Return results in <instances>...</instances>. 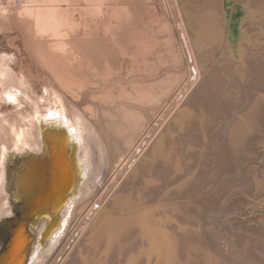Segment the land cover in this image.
Returning a JSON list of instances; mask_svg holds the SVG:
<instances>
[{
    "label": "rangeland",
    "instance_id": "obj_1",
    "mask_svg": "<svg viewBox=\"0 0 264 264\" xmlns=\"http://www.w3.org/2000/svg\"><path fill=\"white\" fill-rule=\"evenodd\" d=\"M205 1L197 0V2L203 3ZM191 2L193 0H0L1 156L19 155L28 149L22 143L16 145L13 141H7V134H11V128L17 131L18 127L26 128V124H31L34 120L33 105L38 101L40 104L47 103L54 90L60 91L72 105V115L81 114L89 120H93L103 108L111 107L114 108L112 109L114 111L129 102L132 103L140 92L150 94L153 96L152 100L159 99L155 104L156 107L158 106L156 112H149L148 130H153L158 125V116L171 104L170 113L166 114V118L168 120L172 118L179 107L177 94L181 90V86L188 82L187 89H194V86L192 87L194 80H189L194 60L188 58L189 44L186 37L183 41L181 36V30L184 28L182 27L184 11H193ZM220 2L222 10L217 5L213 9L203 7L204 9L201 11L202 13L199 12L198 17H204V21L208 22L206 30L218 39L221 48L219 47L212 56L208 55L211 52V47L207 49L208 51L200 50L198 57L202 58L205 64L208 61L206 69L210 68L211 64H214L215 67L219 66L223 62L219 59V54L225 50V42L229 41L227 46L231 52L228 53V56L233 57L232 63L236 64L234 69L232 68L235 76L230 79L231 86L227 84V81L221 80L220 87L222 89L218 88L217 93L219 95L218 102L222 106L218 107V103L215 102L216 107L213 113L204 112L207 117L199 115L196 118L197 111H192L190 116L189 113L180 116L178 112L169 124H164L163 121L161 126L158 125L160 128L156 127V132L151 135L152 139L148 138L146 144L151 145L154 137H156V141L160 140V142L152 144L154 148L146 153H143L147 146L144 145L143 150L136 154L137 157L139 155L142 157L138 158L136 172L134 171V174L131 175L129 172L132 167L123 171L122 161L130 156L134 149L131 150V145L128 146L121 141V149L118 150L119 152L117 151L118 153L114 152L112 163L106 155L103 168L105 177L102 175L101 183H93V189L90 190V195L86 198L89 203L99 200L100 204H96L89 214L90 216L88 215L85 220L86 211L79 215L78 209L86 200L80 201L79 199L77 201L65 232L57 243L48 246L47 250L43 252L42 264H53L67 242H71L72 246L65 248L70 251L74 246L75 254L78 253L77 248H80L83 260L86 262L82 263L83 260L70 255L66 264H89L91 258L88 256L94 254L95 259L102 261L103 264H205L203 243L201 246L193 245L198 241L197 237H192V235L174 237L175 228L179 224L183 228L189 229L198 227L202 237H209L213 245L210 251L214 258L219 257L222 260L220 264L223 263V260L225 261L223 264H229L220 255L222 243L224 241L230 243V240L241 243L242 235H251L247 228L256 224L257 218L264 219V194L255 195L251 190L248 191L249 187L244 181L245 178H248L247 165L250 160L241 159L232 164L231 156L226 155L227 148L231 147L232 129L229 137L224 133L226 127H224V122L229 123V118L236 114L237 120L238 115L241 114L238 104H240V99L245 98L244 95L246 96L233 84V79H236L235 82H239V84L247 85L248 70H253L252 64L255 63L254 56L264 55V0H220ZM76 5L85 11L99 14L98 20L101 21L99 23L102 27L110 24V29L113 30L109 36L101 34V39H107V41L99 39V44L109 55L106 57L109 60V66H106L107 63L106 65L103 63V72H100L98 67L95 68L92 61L89 62L90 60L87 58L85 59L88 64L85 63L84 57L80 56L74 60V75L65 72L67 60L64 58L63 42L68 40L63 38H72L73 40L70 41L77 44L78 36L74 37V34L72 37L69 36V33L73 32L66 24H59L56 16L59 12H73L75 17H80L79 12L74 11ZM215 25L223 32L216 29ZM240 29L247 38H239L238 30ZM66 33L69 35L67 36ZM228 34H230L229 37ZM102 43L106 45L103 46ZM101 46H96V50L99 48L102 50ZM235 47L238 48L235 49ZM252 52L255 54L253 55ZM225 71L229 76L228 70ZM221 76L223 74L218 77ZM250 83V88H245L252 91L253 97H255L261 90L258 89V82L255 84L250 81ZM226 88L227 96H225ZM184 95L189 98L187 92ZM142 107H144L142 111L145 110V106L142 105ZM86 134L82 145L86 149H90L92 159L96 163L94 143ZM190 134L195 136L189 138ZM191 139L195 143H191L188 151L182 152V156H178L183 175L178 178V181L171 184L172 182L169 180L173 170L170 169L172 167L167 169L162 167L159 161L160 148L162 147L163 152L166 150L164 148H167L166 151L169 153V146H166L169 140L168 142L172 146L170 159L172 157L176 159L175 151L177 149L175 146L182 140L189 142ZM263 145L264 138L255 146V149L257 148L256 150L260 152L259 156L251 160H254V165L262 167L260 176L264 179ZM185 162L188 165H185ZM236 167H238L237 171ZM207 172L216 174L212 177V184L210 181H203L205 178L202 175ZM116 173L124 175L121 176V181L114 190L112 187L109 189ZM131 176L132 178H130ZM161 176L164 180L166 179L163 184L156 181L157 177ZM144 178L150 181L149 186L145 189L153 191L161 185L159 193L148 198L143 190ZM130 179H132V183H129ZM201 180L204 185L209 187L206 191L203 188L199 189ZM80 182L83 185L88 182L87 176L82 177ZM191 187L199 190L195 196L187 194ZM116 190H118L116 196L120 198L122 207L121 210L117 209L114 212L115 215L111 217L115 221L111 226L114 229L110 231V235L105 236L100 233L103 228L101 217H99L98 228L94 229L90 225L95 213L107 204ZM251 194L253 195L251 196ZM104 198L106 199L104 200ZM175 202L185 206L193 204L196 210L193 209L191 212L199 213L201 216L200 225L192 223L191 219L189 221L181 219L179 214L171 208ZM147 203L155 205L145 208L144 205ZM131 204L134 205L131 206ZM107 208L110 206L107 205ZM139 228L146 230V239L140 236L135 239L132 237L133 232ZM77 229L78 231L75 233ZM86 229H88L87 232L83 234ZM79 234L82 236H80V242L74 245L75 242L71 237L78 238ZM98 234L102 237L101 240L97 238ZM261 238L264 237L259 236L257 239V241H261H259L260 246L263 240ZM110 240H115V243L111 247L112 249L103 254V249L108 246L107 243H110ZM155 243L161 244L162 248L152 252ZM82 244L85 245V248ZM116 245H119L118 251L115 248ZM199 247L202 248L199 249ZM262 247L264 248V246ZM142 249L144 251L151 250V252L147 253ZM68 250H66V256L69 253ZM253 251L256 250L253 249ZM227 255L230 256L231 251ZM66 256L64 255V259ZM172 258L174 261L171 263ZM57 259L61 262L62 256ZM230 264H235V262Z\"/></svg>",
    "mask_w": 264,
    "mask_h": 264
},
{
    "label": "bare ground",
    "instance_id": "obj_2",
    "mask_svg": "<svg viewBox=\"0 0 264 264\" xmlns=\"http://www.w3.org/2000/svg\"><path fill=\"white\" fill-rule=\"evenodd\" d=\"M191 5L193 8V11H186V12L184 11L185 15L183 14L182 27L184 28L183 30H181V36L183 37V41L185 40V37H186L188 44H189L187 48L188 58L194 60V67L191 68V74H190V79H189L190 81L194 80L193 85H192V87L194 86V89L192 90L187 89L188 82L184 86H181L182 88L177 94V97H178L177 102H178L179 107H177V111L174 113L175 115H173V117L170 118L169 120L166 118V114L170 111V108L172 106L171 104L161 115L158 116L159 117L158 125H160L163 121H164V124L165 123L169 124L171 120H174L178 112H179L178 115L180 116L184 113H189V116H190V113L192 111H197L198 113H196V118L197 116L199 117V115L201 116L203 115L204 117L205 116L207 117V115H205L204 112L213 113L214 112L213 110L216 107L214 104L215 102L218 103L219 105L218 107L222 106L221 103L218 102L219 95L217 93L218 88L222 89L220 87V85H222L221 80L227 81L228 82L227 84L231 86L232 81L230 79L235 76L233 73V69L236 66V64L232 63L233 57L228 56V53L230 54L231 52L227 46V43L229 41L225 42V50L219 54V59L223 60L222 64H219V66L215 67L214 64H211L209 66L210 68L206 69V65L208 64V61L205 64L204 63L205 61H203L202 58L199 59L198 57L200 50H205V49L207 50V49H210L211 47V52H209L208 55L212 56L215 54L216 50L219 47L221 48V45H219L220 43H218L217 41L218 39L214 38L215 36H213L210 31L206 30L208 22L204 21V17H198L199 12L202 13L201 11H203L204 9L203 7H210L213 9V8H216V5H217L221 9L220 0H206L205 3L197 2V0H193V2H191ZM74 11L76 12L78 11L80 17H75L73 12H66V13L59 12L56 16L58 17L59 24H64V25L66 24V26H68L70 30L73 32L72 34L69 33L70 35L66 33V35L67 36L69 35L72 37V35L74 34V37L78 36V39L80 40L78 42L77 41L78 39H76L77 44H75L74 42L73 43L71 42L73 40L72 38L71 39L63 38L64 40H68V41L63 42L64 49L62 48L65 51L64 58H66L67 60V63H65V65L67 64V67H66L67 69L65 70V72L69 75H74L73 73L74 60L77 59L79 56L84 57V59L85 58L89 59L90 60L89 62L92 61L91 63H93V66L95 68L98 67V70L101 72L104 68L102 64L104 63L106 65V63L108 64L109 62L108 58H106L109 55L107 54L108 52L105 51L102 48V46L99 44V39H101L102 33H104L106 36H109L113 30H111L112 28L110 29V26H109L110 24L108 26L106 25L102 27V25L99 23L101 21L98 20L100 16L99 14L95 12L91 13V12H88L87 10L85 11L83 8H80L77 5L74 6ZM107 15H110V14L107 13ZM40 20L42 21V18ZM215 27L216 29H219L218 26L215 25ZM69 28L66 27V29H69ZM219 30L222 31L221 29ZM58 34L59 33H57V35ZM238 35H239V38L241 39L247 38L244 32H242V29L238 30ZM229 36L230 34H228V37ZM230 38H233V37H230ZM102 40L103 38L100 41ZM103 41H107V39ZM104 45L106 44H103V46ZM96 46H99V47L101 46L102 50H100L99 47H98L99 50L98 49L96 50ZM106 47L107 46H105V48ZM237 48L238 47H235V49ZM55 49L56 48H54V50ZM56 51L58 50L56 49ZM252 54L254 55L255 52H252ZM61 55L63 56V54ZM87 59H85L86 60L85 63L88 64ZM253 61H255V63L253 62L252 64L253 70L251 71L248 70L249 80H247V85L245 83L239 84V82H235L236 79H233L234 81L233 84L237 86V88H239L241 92L245 93L246 96L244 95L245 98H241L240 104H238L239 108L241 109L240 110L241 112L239 111L241 114L238 115L239 117L237 118V120H236V115H237L236 114L232 118H229L230 120L229 123L224 122V127L226 126L224 128V133L225 135H227V137H229L230 131L232 129L231 137H230L231 147L227 148L228 150L226 151V155L231 156L232 160L230 161H232V164L233 162L237 160H241V159L250 160V163H248L247 165L248 166L247 167L248 178L247 179L245 178L244 181H246L245 183L249 187L248 191L251 190L252 192L255 193V195H260V194H264V179L261 178L260 176L262 167L258 165H254L253 164L254 160H251V159H255V157L259 156L260 152L256 150L257 148L255 149V146L257 142H260L264 138V90L262 91V89H264V55L258 54L257 57L254 56ZM93 66L92 67L90 66V67L95 69ZM106 66H109V64ZM226 69L228 70V75L230 77L227 76V71H225ZM219 73L223 74V76H221L222 78L218 77L219 75H221ZM250 81L254 82L255 84L258 82V89L261 90L258 92V94L255 97H253L254 95L253 92L248 89L251 86ZM245 87H248V88H245ZM225 90L227 91L225 96H227L228 90L227 88ZM186 92H187V97L189 96V98H186V95H184V93ZM152 99H153V96H150V94L148 95V93L146 92H140L138 97H135L133 99L132 103L129 102L127 103V105H123L119 107V109L114 110V111L112 110L114 108H111V107L103 108V110L99 111V114L95 116L93 120L91 119L89 120L81 114L78 116H76L75 114L72 115L71 114L72 105L58 90L53 91V95L52 97L50 96V99L47 103L40 104L38 103L39 101L36 102L33 105V108H34L33 122L31 124H26V128L18 127L17 131L11 128V134L10 133L7 134L8 135L7 141H13V143H16V145H18L19 143H22L23 145L28 147V149H25L24 152L19 155L13 154L12 156H1V151H0V245H1V241L5 237V231H4L3 226L6 224V221H5L6 217L7 216L10 217L12 214V210L17 209V204L14 203L15 201L13 200L10 201V198L12 197L11 192L15 191L18 194L17 197H21V196L25 197V200L27 204L29 205H32L35 203L34 207L30 209V212H29L30 217L32 215H35L39 209L46 207V204H49L48 202H50L51 199H53L57 193H58L57 196H60V198H59V203L54 204L56 206L59 204H63L64 201L68 197L71 196L72 200L71 202H68L63 212V216L67 219L68 218L70 219V216L73 210L72 204L74 203L75 205L76 203H78L77 201L79 199L80 201H85L86 198H88V196L90 195V190L93 189L92 188L94 186L93 183H98V184L101 183V180L103 179L102 175L104 176L103 168L105 165L106 155L108 156V159L111 162L113 159L114 152L115 151L117 152L118 150L121 149L120 147L121 141L125 142L128 146L131 145V150L134 149L133 153H131L130 156L123 159V161L120 159L123 165V167L121 166L122 170L126 171L128 168L132 167V170L129 172V174L130 175L134 174L133 172L134 171L136 172L135 167L139 161L138 158L141 156L139 155V157H137L138 155L136 154L139 151L143 150L144 145H147L143 152V153H146L152 150V148H154L152 147V144L154 143L157 144L160 142V140L156 141V137H154L153 140L151 141V145L146 144L147 143L146 141L148 140V138L152 139L151 135H153V133L156 132V127L160 128L158 127V125L157 126L154 125L156 127H154L153 130H148L147 119L149 117V112L150 111L156 112L158 106L156 107L155 104H157L159 101V99L157 98L156 99L154 98V100ZM150 103H151V106H149ZM211 103L213 105L212 107H211ZM142 105L145 106V110L143 111L142 109L144 107H142ZM175 123L176 122H174V124ZM56 131L58 133H56ZM85 134L88 135L90 140L93 141L94 143L93 146H94V150L96 154V163H94L92 159L90 149L89 148L86 149L82 145ZM193 136L192 134H190L189 138ZM69 137L72 138V146L68 145ZM164 141H165V138H164ZM168 141L166 143L167 144L166 146H169L168 149L170 150V152L168 153V151H166L167 148H164L166 149L165 150L166 152L165 151L163 152L162 147L161 148L159 147L160 152H161L160 153L161 157L159 158L160 159L159 161L161 162V165L164 169L172 167L170 169L173 170V173L170 174L171 178L169 181L172 182L171 184H173L176 181H178L179 177L183 175V170H182V166L180 163L181 161L178 158V156H182V152H187L190 147V144L195 143V141L191 139L189 142L187 140H182V142L180 143L178 142V145L175 146L178 151V153L177 151H175V155L177 156L176 159H174L173 157L172 159H170L172 156V146L170 145V142ZM46 148L48 149V155L45 151ZM17 156H19L20 158L18 159ZM57 156H62V158L59 159L61 160L60 162L61 177H60V181L58 184H60L62 180L64 179L66 180V178H68L67 180L69 181L68 187L64 189V186H63L60 190L53 187V184H52L53 176L49 174L50 179L49 180L44 179L46 173L43 168L44 166L43 164L46 163L47 159H49L48 160L49 162L52 161V164H53L54 159H51V158H54ZM57 162L55 164H58ZM28 165L30 166L29 170H31L34 167H36V169L34 168L33 170H31L29 176H25L26 183H24L25 181L19 176H21L20 173H23L24 171L22 170L26 168ZM185 165H188V163L185 162ZM7 166H8V174L6 175ZM39 166L42 167L41 170L39 169ZM237 168L238 167L235 168L236 171H237ZM214 173L215 172L205 173L204 175H202L203 178H205V180L203 179L202 180L207 181V182L210 181V183L212 184L213 183L212 177L216 176V174L213 175ZM123 175L124 174L121 175L119 173L117 175L116 173V176L114 175L115 177L113 178L109 189H111L112 187L114 190L116 185L121 181V176ZM86 176H87L88 182L84 183V185L86 184L84 186L83 183H81L80 181L82 177H86ZM6 178H8V184H9L10 190H7ZM130 178H132V176ZM165 180L163 179L162 176L160 178L157 177L156 179L157 183H160V184L165 183L166 182ZM202 180L200 182L202 185L201 184L199 185V189L201 190V188H203V190L206 191L209 187L208 185H204L203 184L204 182ZM131 181L132 179H130L129 183H132ZM21 182H23V184H26V186L20 187ZM149 182L150 181L148 179H145V178L143 179V190L146 193L148 198H150L151 196H154L157 192L159 193V188L161 186L160 185L159 188L156 187L157 189H154L153 191L145 189L147 186H149L148 184ZM157 183L155 184V186L157 185ZM254 186H255V189H254ZM12 189L13 191H11ZM66 190L70 191L69 194L67 195L65 194ZM117 191L118 190H116V192L110 197L107 204L103 206L102 208H100V210L97 213H95V216L92 220V224L90 225V226H93L94 229L98 228L100 225L99 217H101V220H103V226H102L103 228L101 229L100 233H102L105 236L110 235L111 233L110 231L114 229V228L112 229L111 226H113L115 221L111 217H113L115 213L113 211H111L113 212L111 213L110 210L113 208L121 210V207H122L120 198L116 196ZM198 191H199L198 189L196 188L194 189L191 187V189H189L187 194L190 196H195L198 193ZM252 195L253 194H251V196ZM106 198H104V200ZM98 203H99V200L92 202V203H89L86 200V202H84L81 205V207L78 209L79 215H82L86 211L85 212L86 215L84 216H85V220H87L86 218L88 217V215L92 212V210L96 207V204ZM178 203L179 202L177 203L175 202L171 205L172 206L171 208L175 210V213L177 212L179 214L178 216L184 221H187V220L189 221V219H191L190 221H192V223L196 225H200L201 222L199 221V219L201 218V216L199 215V213L196 212V214H194V212H191V210L193 209L196 210V208L193 207V204L190 206L188 205L185 206L184 204H181L182 205L181 206L179 205L180 203L179 204ZM101 204H102V200H101ZM107 205L108 207L110 206V208H107ZM132 205L134 204H131V206ZM257 220H255L256 224H253V225L251 224L252 226L247 228L250 231L251 235L250 236H247L245 234L244 236L242 235L243 240L241 243L237 241L233 242V240L232 241L230 240V243L226 241L222 243L223 247L220 246V250H221L220 255L223 256V259H226L227 263L230 264L231 262H235V264H264V248L262 247L264 246V238H261L263 239L261 246L259 245L260 240L257 241L259 236L264 237V219L262 217H259L257 218ZM28 221L29 219L24 220L21 223L20 228L22 227L25 229V226ZM162 222H163V219L161 220V223ZM175 229H176V234H174V237L177 238V235L179 236L192 235V237L198 238V241L196 243H193L194 246H198V245L201 246L203 243L202 246L205 250L204 252L205 256H203V258H206L203 260L205 264H208L209 262L211 264H220L222 260L219 259V257L217 256L214 258L212 252L210 251L213 245L211 241L209 240V237L208 238L202 237V234L199 232L198 227L197 228L193 227L192 229H189L185 227L183 228V226L179 224L177 228ZM87 230L88 229H86L83 232V234L87 232ZM77 231L78 229L75 231V233ZM99 235L100 234H98L97 238L102 239V237ZM80 236L81 234L78 235V238H75V236L71 237L73 238V241L75 242L74 245L79 244ZM139 236L142 237L143 239H146L147 237L146 230H144L143 228L142 229L139 228V230H136L132 234V237L134 239ZM58 240L59 239L50 241L43 248V250L39 253L37 259L31 264H42L43 252L47 250L48 246H52L55 243H57ZM114 243H115V240L114 241L110 240V243L109 242L107 243L108 246L106 245L107 247L103 249L102 253L106 254L109 249H112L111 247L113 246ZM82 245L85 248V245L84 244ZM227 245L229 246L227 247ZM67 246L71 247L72 243L67 242V244H65V247ZM65 247L61 249L60 253L57 256V258L59 256H62V261L59 262L58 259L56 258L53 264H66L70 255L72 256L74 255L75 258L77 257L81 261L84 259V257H82L83 255L80 251V248H77L78 253L75 254L74 246L70 251L66 249ZM86 248H88V246H86ZM115 248L116 250L117 248L119 249V245H116ZM161 248H162L161 244L155 243V246L152 248V252L154 250L161 249ZM201 248L202 247H199V249ZM253 249L256 251H253ZM39 250H40V246L35 247L34 254H36ZM66 250L69 251L67 256H66ZM229 251H231L230 256L227 255ZM144 252L148 253V252H151V250L144 251ZM64 255L66 256L65 259H64ZM94 255L88 256L89 258H91V263L89 264H103L102 261L95 259ZM231 256H232V259H231ZM173 261L174 259L172 258L170 262L172 263ZM83 262L85 263L86 261L83 260L82 263ZM223 263H225L224 260H223Z\"/></svg>",
    "mask_w": 264,
    "mask_h": 264
},
{
    "label": "water",
    "instance_id": "obj_3",
    "mask_svg": "<svg viewBox=\"0 0 264 264\" xmlns=\"http://www.w3.org/2000/svg\"><path fill=\"white\" fill-rule=\"evenodd\" d=\"M56 133L58 132L56 131ZM68 145L72 146L71 137H69ZM45 151L48 155L47 148ZM17 157L18 159L20 158L19 156ZM61 158L62 156L51 158L54 159L53 164L52 161L49 162L48 161L49 159H47L46 163L43 164L44 165L43 168L46 173L44 179L49 180L50 179L49 176L50 175L53 176V182H52L53 187L58 190H60L63 186L65 189L69 185V181L67 180L68 178H66V180L65 179L62 180V182L58 184L61 177L60 175L61 160H59ZM56 162L58 164H55ZM26 168L22 170L24 172L20 173L21 176H19L25 181L24 183H26L25 176H29L31 170H33L34 168L36 169V167H34L31 170H29L30 168L29 165ZM41 168L42 167L39 166L40 170ZM7 174H8V166L6 168V175ZM6 182H7V190H10L8 184V178H6ZM22 184L23 182H21L20 187L26 186V184L23 185ZM69 190L65 191L66 195L69 194L70 192ZM11 191H13V189ZM13 192H11L12 197L10 198V201L12 200L15 201L14 203L17 204V209H13L11 216L6 217L5 220L6 224L3 226L5 231V237L1 241V245H0V257H1L0 264H31L37 259L39 253L50 241L60 239L63 233L65 232L69 222V218L68 219L65 218L63 216V212L68 202H71L72 197L71 196L68 197L66 199V202L56 206L54 204L59 203V198H60V196H57L58 194L57 193L54 196V198L51 199L50 202H48L49 204H46V207L39 209L35 215H32L30 217L29 216L30 209L34 207L35 203L29 205L27 204L25 197L23 196L17 197L18 194L15 191ZM153 205L155 204L147 203L144 206H146L145 208H147ZM73 207H74V203L72 204V208ZM116 210L117 209L113 208L110 210V212L111 211L115 212ZM26 219H29V221L27 222L25 229L22 227L20 228L21 223ZM39 246H40V250L36 254H34L35 247H39Z\"/></svg>",
    "mask_w": 264,
    "mask_h": 264
}]
</instances>
